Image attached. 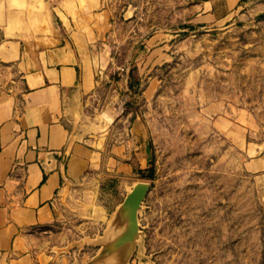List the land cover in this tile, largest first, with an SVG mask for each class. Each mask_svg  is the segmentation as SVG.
I'll list each match as a JSON object with an SVG mask.
<instances>
[{"label":"rangeland","instance_id":"rangeland-1","mask_svg":"<svg viewBox=\"0 0 264 264\" xmlns=\"http://www.w3.org/2000/svg\"><path fill=\"white\" fill-rule=\"evenodd\" d=\"M95 14V85L67 106V125L95 147L139 115L151 160L124 192L121 179L87 173L39 250L85 263L144 180V238L131 264H264V0H103Z\"/></svg>","mask_w":264,"mask_h":264},{"label":"crops","instance_id":"crops-1","mask_svg":"<svg viewBox=\"0 0 264 264\" xmlns=\"http://www.w3.org/2000/svg\"><path fill=\"white\" fill-rule=\"evenodd\" d=\"M102 4L0 0V264H65L38 246L63 195L91 171L121 179L124 192L151 160L139 115L113 125L95 147L66 122L67 106L95 85L90 44Z\"/></svg>","mask_w":264,"mask_h":264},{"label":"water","instance_id":"water-1","mask_svg":"<svg viewBox=\"0 0 264 264\" xmlns=\"http://www.w3.org/2000/svg\"><path fill=\"white\" fill-rule=\"evenodd\" d=\"M151 189L148 181H138L113 212L104 235L96 242L99 251L83 264H131L144 233L139 213Z\"/></svg>","mask_w":264,"mask_h":264},{"label":"bare ground","instance_id":"bare-ground-1","mask_svg":"<svg viewBox=\"0 0 264 264\" xmlns=\"http://www.w3.org/2000/svg\"><path fill=\"white\" fill-rule=\"evenodd\" d=\"M105 115H106V118L108 119V121L111 123L113 120H114V115L112 114V113H110V112H105L104 113ZM103 114V115H104ZM139 181H143V180H139ZM138 182V181H137ZM136 182V183H137ZM135 184V183H134ZM133 187V186H132ZM131 187V188H132ZM131 188H130V190H131Z\"/></svg>","mask_w":264,"mask_h":264}]
</instances>
